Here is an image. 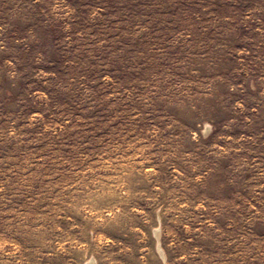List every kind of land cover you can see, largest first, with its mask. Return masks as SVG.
Returning <instances> with one entry per match:
<instances>
[{
	"label": "rangeland",
	"instance_id": "rangeland-1",
	"mask_svg": "<svg viewBox=\"0 0 264 264\" xmlns=\"http://www.w3.org/2000/svg\"><path fill=\"white\" fill-rule=\"evenodd\" d=\"M0 264H264V0H0Z\"/></svg>",
	"mask_w": 264,
	"mask_h": 264
}]
</instances>
